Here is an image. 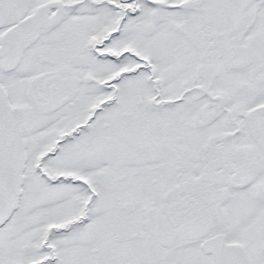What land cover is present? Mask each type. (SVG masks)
Here are the masks:
<instances>
[{
  "label": "snow or ice",
  "instance_id": "1",
  "mask_svg": "<svg viewBox=\"0 0 264 264\" xmlns=\"http://www.w3.org/2000/svg\"><path fill=\"white\" fill-rule=\"evenodd\" d=\"M0 264H264V0H0Z\"/></svg>",
  "mask_w": 264,
  "mask_h": 264
}]
</instances>
